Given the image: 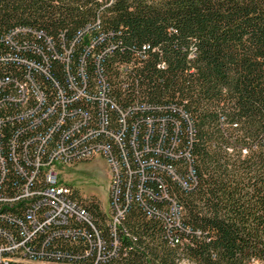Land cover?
<instances>
[{"label": "trees", "instance_id": "obj_1", "mask_svg": "<svg viewBox=\"0 0 264 264\" xmlns=\"http://www.w3.org/2000/svg\"><path fill=\"white\" fill-rule=\"evenodd\" d=\"M97 142L121 166L119 223L70 185L83 213L45 220L41 163ZM12 243L38 262L6 264H264V0H0Z\"/></svg>", "mask_w": 264, "mask_h": 264}, {"label": "built area", "instance_id": "obj_2", "mask_svg": "<svg viewBox=\"0 0 264 264\" xmlns=\"http://www.w3.org/2000/svg\"><path fill=\"white\" fill-rule=\"evenodd\" d=\"M27 90V89H26ZM22 93V91H21ZM34 96L38 98V90L36 88ZM77 146V145H76ZM95 155H100L106 159L109 172H110V181L108 184V203H109V213H107L106 218L107 223L109 226L117 225L119 223L120 218L123 214V209L121 204L117 202L115 199L117 194V185L120 180L121 176V166L117 158H115L107 146V144L102 142H97L94 147H87L82 148L80 151H73L70 148L64 147L62 145L57 146L55 149L52 150L49 158L47 161L41 163V170L43 175V182H44V191L43 195L47 197L48 202L51 205V209L49 212L44 213V219L47 221L55 220L56 222L65 221V215L72 216L75 213H83V209L78 206L77 204L70 200L66 199L67 194L71 192L68 184H65L61 181L59 170L60 167L66 164H76L80 163L81 161L90 160L95 157ZM44 173H51L52 181L45 182V175ZM169 204L167 207L162 211V216L166 220L167 223L173 224L178 223L181 215V209H177L176 205ZM35 215H30V221L32 220ZM18 246L14 243L8 244V246H1L0 245V263L6 264L8 260H28L37 263L36 259L27 258L25 256V249H21L19 252L22 256L17 255L14 249H17ZM19 250V249H17ZM10 251L12 254L16 255H8L5 256L3 253H8ZM41 262V261H40ZM50 264V263H45ZM51 264H68V263H56L53 262ZM72 264V263H69ZM97 264V263H93ZM115 264V263H114Z\"/></svg>", "mask_w": 264, "mask_h": 264}, {"label": "rangeland", "instance_id": "obj_3", "mask_svg": "<svg viewBox=\"0 0 264 264\" xmlns=\"http://www.w3.org/2000/svg\"><path fill=\"white\" fill-rule=\"evenodd\" d=\"M59 175L63 183L76 190L80 202L95 201L100 204L101 210L107 216L110 172L105 158L95 155L90 160L63 165L60 167ZM180 264L193 263L182 260Z\"/></svg>", "mask_w": 264, "mask_h": 264}, {"label": "bare ground", "instance_id": "obj_4", "mask_svg": "<svg viewBox=\"0 0 264 264\" xmlns=\"http://www.w3.org/2000/svg\"><path fill=\"white\" fill-rule=\"evenodd\" d=\"M44 175H45V182H51L52 181L51 173H44ZM176 208L178 209L177 206H176Z\"/></svg>", "mask_w": 264, "mask_h": 264}]
</instances>
